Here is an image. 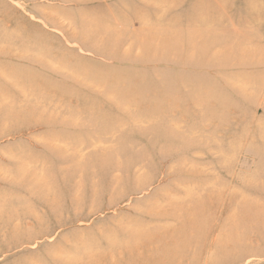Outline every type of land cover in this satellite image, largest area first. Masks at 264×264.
Instances as JSON below:
<instances>
[{"label": "rangeland", "instance_id": "obj_1", "mask_svg": "<svg viewBox=\"0 0 264 264\" xmlns=\"http://www.w3.org/2000/svg\"><path fill=\"white\" fill-rule=\"evenodd\" d=\"M0 264H264V0H0Z\"/></svg>", "mask_w": 264, "mask_h": 264}, {"label": "bare ground", "instance_id": "obj_2", "mask_svg": "<svg viewBox=\"0 0 264 264\" xmlns=\"http://www.w3.org/2000/svg\"><path fill=\"white\" fill-rule=\"evenodd\" d=\"M142 39V38H141Z\"/></svg>", "mask_w": 264, "mask_h": 264}]
</instances>
